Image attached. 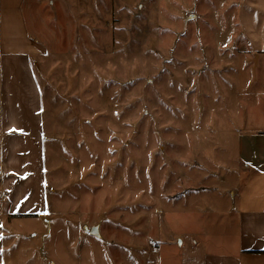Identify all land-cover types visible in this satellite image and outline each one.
<instances>
[{
    "label": "rangeland",
    "instance_id": "rangeland-1",
    "mask_svg": "<svg viewBox=\"0 0 264 264\" xmlns=\"http://www.w3.org/2000/svg\"><path fill=\"white\" fill-rule=\"evenodd\" d=\"M39 1L49 205L4 221L5 264H180L264 128L237 0Z\"/></svg>",
    "mask_w": 264,
    "mask_h": 264
},
{
    "label": "crops",
    "instance_id": "crops-1",
    "mask_svg": "<svg viewBox=\"0 0 264 264\" xmlns=\"http://www.w3.org/2000/svg\"><path fill=\"white\" fill-rule=\"evenodd\" d=\"M39 4L0 0V264L6 258L7 217L45 214L49 205L44 107L34 69L43 51L27 17L37 16ZM234 6L237 34L250 50L241 57L256 69L253 79L240 72L245 77L239 76L238 85L251 94L255 88V102L263 101L264 0H237ZM238 138L244 166L239 186L231 191L235 198L211 201L209 215L196 220L205 229L181 236L180 264H264V128L246 130Z\"/></svg>",
    "mask_w": 264,
    "mask_h": 264
},
{
    "label": "water",
    "instance_id": "water-1",
    "mask_svg": "<svg viewBox=\"0 0 264 264\" xmlns=\"http://www.w3.org/2000/svg\"><path fill=\"white\" fill-rule=\"evenodd\" d=\"M95 232H96V229H95Z\"/></svg>",
    "mask_w": 264,
    "mask_h": 264
}]
</instances>
